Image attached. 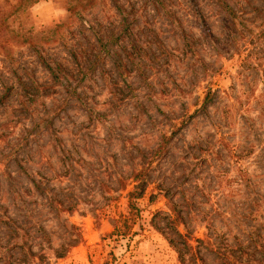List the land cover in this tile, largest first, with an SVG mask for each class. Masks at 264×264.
<instances>
[{
  "label": "rangeland",
  "instance_id": "1",
  "mask_svg": "<svg viewBox=\"0 0 264 264\" xmlns=\"http://www.w3.org/2000/svg\"><path fill=\"white\" fill-rule=\"evenodd\" d=\"M0 264H264V0H0Z\"/></svg>",
  "mask_w": 264,
  "mask_h": 264
},
{
  "label": "trees",
  "instance_id": "2",
  "mask_svg": "<svg viewBox=\"0 0 264 264\" xmlns=\"http://www.w3.org/2000/svg\"><path fill=\"white\" fill-rule=\"evenodd\" d=\"M173 133H175V131ZM172 135H171V137H172ZM171 137L166 138L164 140V144L167 143V141ZM143 191H144V188L139 186L135 190L129 192V200H130L129 201V213H128V215L120 216L119 218L114 219V229L111 232V234H116V235H120L123 237H126V236L131 237V236L137 234L136 231H133V228H134L136 221H137V218L139 216V212H138L139 209L135 203V200L142 195Z\"/></svg>",
  "mask_w": 264,
  "mask_h": 264
}]
</instances>
